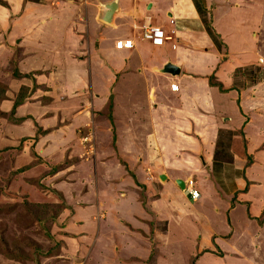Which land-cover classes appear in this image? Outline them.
Segmentation results:
<instances>
[{
    "label": "crops",
    "instance_id": "1",
    "mask_svg": "<svg viewBox=\"0 0 264 264\" xmlns=\"http://www.w3.org/2000/svg\"><path fill=\"white\" fill-rule=\"evenodd\" d=\"M3 1L8 6L0 5V40L4 49L5 43H13L10 60L16 63L17 72L24 74L21 78L13 77L12 85L29 87L34 80L35 84L47 88L49 97L41 102L33 101L34 96L20 102L16 100L18 95L15 97L17 105L12 114L15 122L1 125L2 152L17 154L13 160L17 169L33 160L28 146H32L36 155L42 156L41 161L53 159L54 166H59L86 156L92 144L94 150H102L99 143L103 147L108 145L110 152L119 159H114L116 164L110 162L118 167L124 162L136 178L144 179L149 200L138 203L131 197L128 203V195L124 200L115 197L107 207L109 212L118 219L130 216L132 220L137 212L139 217L153 212L158 222L167 221L166 225L159 223L152 234L149 231L150 239L134 236L133 241L130 236L124 237L120 228H111L106 234L100 231L99 225L94 227V223L79 227V231L70 229L67 224L62 233L56 235L60 250L77 262V258L82 259L83 264H107V259L111 260L110 264H157L164 257L160 244L167 242L168 224L178 220L180 210L198 208L205 201L203 197L207 198L206 189L197 188L199 199L191 202L182 194L177 180L184 182L186 175L183 173L197 175L203 169L207 183L215 191V188L222 190L230 201L226 203L227 212L242 205L247 210L248 223L237 235L230 219L227 233L220 235L210 231L213 245L197 251L193 257L195 264H206L204 260L219 261V256L212 253L213 249H220L219 239L226 240L228 248L237 252V256L243 252L229 244L235 236L242 240L240 246L249 242L248 250L259 251L260 237L264 236V223H260L264 218V197L253 192L261 189L256 187L261 184L260 178L253 173L256 167L264 166L261 160L264 157V84L242 89L240 93L234 90L235 70L246 60H257L258 54L254 53L259 48L254 43L258 34L252 26L259 11L255 4L257 0ZM111 4L115 8L109 22H105L103 18ZM196 5L201 8L200 13ZM205 12L210 13V25L220 35V39L217 38L220 49L205 29ZM147 23L164 30L168 39L162 46H153L141 38ZM118 40H131L133 46L116 49ZM167 63L176 66L179 74L162 72ZM29 75L32 78L26 79ZM212 75L224 84L226 91L221 92L210 85L208 78ZM171 85L177 87L175 91L171 90ZM110 102L113 104V127L107 119L104 123L99 121L101 116L107 117L104 114L108 112ZM13 106L5 100L2 108L9 110ZM116 109L120 115H115ZM88 124H92V132L87 130L84 137L91 141L84 143L75 129L80 127L79 130L84 131ZM39 128L41 133L34 140ZM220 132L232 135L228 149L232 158L222 162L226 167L221 168L214 158ZM241 133L246 141V154L252 156V162L244 169L241 153L245 147ZM106 134L110 137L108 142ZM17 147L20 149L16 150ZM234 150H240V153L236 154ZM82 161L67 164L49 175L46 165L40 164L38 167L46 172L40 184L63 192L67 183L64 179L69 181L67 172L70 169L80 166L84 170L92 167L97 171L108 165L106 162L97 164L96 157L90 163ZM213 163H216L215 169L239 174L233 181H222L217 187L207 179ZM108 167L109 170L114 168ZM76 184H80L79 181ZM180 196L185 205H179L176 200ZM123 204L127 205L125 209ZM76 207L72 205V209L76 210ZM84 208L86 214L84 210L76 212L83 220L91 211L87 206ZM47 249L42 264L52 256L47 254ZM58 259L63 258L55 261ZM261 261L255 258L253 263H248L264 264ZM62 264L67 262L63 260Z\"/></svg>",
    "mask_w": 264,
    "mask_h": 264
},
{
    "label": "rangeland",
    "instance_id": "2",
    "mask_svg": "<svg viewBox=\"0 0 264 264\" xmlns=\"http://www.w3.org/2000/svg\"><path fill=\"white\" fill-rule=\"evenodd\" d=\"M242 1L246 2L252 0ZM255 4L258 6L259 11L253 18L252 26H254L255 32L258 34V39L254 45L259 49H257L258 52L254 54H258L259 56L257 55L256 61H244V65L237 69L240 73L236 74L237 70H235L234 87L236 88L234 90H237L239 93L242 89H250L258 84H264V0H257ZM0 5L8 6L7 2L3 0H0ZM205 19L211 24L210 13L207 14ZM260 26L261 28H259ZM211 28L216 37H219L220 39V35L216 33L212 26ZM5 44L7 48L5 47L4 49L2 41L0 40V131L2 123L3 125H9L15 122V120H13L14 116L12 117L11 114L12 109L5 110L2 108L5 100H9L14 104L16 98V100L20 102V100L26 101L29 96H34L36 99L33 101L41 102L47 100L48 98L46 97H49L47 88L44 85L35 84L33 79L31 86L29 87H18L16 84L12 85V73H18L20 76L17 78L24 77V74L17 72L18 69L16 63L10 60L11 52H13V43ZM27 78L32 77L29 75L26 79ZM209 79L211 85L219 89L221 92L226 91L225 88H223L224 84L218 80V78L216 79L212 75ZM42 97L45 98L42 99ZM237 104H239V99ZM112 105L110 102L108 112L104 114L105 116L107 115V117L101 116L99 121L104 123L105 119H107L113 127L114 124L111 116L113 111ZM115 115H120L117 109L115 110ZM79 128L80 127H77L75 129L79 137L84 138L87 130L89 133L92 132V124L86 125V130L84 131L79 130ZM40 133L41 129L39 128L35 132L33 139L36 140V136ZM113 135L114 134H112V136ZM70 136L73 138V135ZM106 137V142H108L110 137L108 138V134H106ZM83 138H81V140ZM241 138H243L242 146L245 147V150L242 152L243 154L241 153V156H244V167H242L244 169L248 167L247 165H249L250 162H252V156L246 154V141L244 140L243 133H241ZM217 142L219 143V147L216 149L217 155L214 158L218 161V166L221 168L223 163L230 161L232 158V155L229 152L232 135L220 132ZM253 142H256V138ZM218 143L216 144L218 145ZM1 147L2 141H0V264H42L41 259L46 255L44 252L46 248H48L47 254L52 255L48 256L49 258L47 257L48 262L46 264H62L63 260H65L67 264H83V262H81L82 259L77 258L76 256L79 261L77 262L71 255L64 253L65 251L63 249H59L56 235L58 232L61 234L67 224L70 229L79 231V227L94 223V227L99 225L98 228H100V231H104L106 234L111 231V228H120L124 237L130 236L132 237L130 239L133 241L135 239L134 236H137L139 239L144 237L145 239H150V234L148 235L149 231L152 234L155 229L159 227V223L163 222L165 225L167 223V221L162 220L158 222L156 220V215L154 216L153 212H148L149 214L143 217H139L137 212L134 215V220L129 218L130 216L118 219L117 215L109 212L107 207L111 205L110 200L115 197L124 200V196L128 195V203H130L129 198L131 197L138 203H140V201L147 202L149 200L146 197L145 190L147 187L143 184L144 179L140 180L139 178H136V176L129 171L124 162L120 163V167L117 165L113 166L114 163L116 164L114 159L117 157H115L112 151L110 152L108 145L103 147V145H100L99 143L98 147L99 149L102 148V150H94L92 144V148L91 146L88 147L89 154H86V156L82 155L77 160L74 158L72 161L63 162L59 166H54L56 164L52 163L53 159H49L50 161H48L44 158V160L41 161L42 156L39 157L36 155L32 150V146H28L29 149L31 148L33 160L31 163L23 165L17 169L14 168L13 163L14 157L17 154L2 152L3 150ZM19 149L20 147L16 148V150ZM236 150H234V153H240V150ZM26 151L27 150H25V152ZM95 157L97 164L100 162H106L108 164L103 167L106 171H103V169L95 171L92 167L88 170H84L80 166L72 168L67 172L69 174V181H67L65 176L63 177L65 178V182H67L63 192H58V190L55 191L53 187H44L40 184V181L44 179L46 172H48L47 175H49L53 173V171L64 168L67 164L79 161L83 162L82 160L85 161L84 163H90L95 160ZM262 158L264 157H261V160L264 161ZM110 160L114 163L112 164ZM117 160L119 159L117 158ZM37 162L40 163L36 166L35 163ZM43 163L46 165V172L43 170L44 168L41 170V168L38 167ZM260 164L263 165V163ZM34 165L36 167H34ZM108 166H110V169L114 168L109 170ZM215 167L217 166L213 163V168L211 167L212 171L211 169L208 171L210 177H207V179L212 183H216L217 187H220L222 181L224 183H226V181H233L236 179L235 176L239 174L238 172L229 173V171H224L220 168L215 169ZM82 174L84 177H82ZM165 174L168 176V173ZM183 174L186 175L184 181L187 182L188 180H192L196 188L206 189L205 195L207 198L203 197L205 201L198 208L193 210H180L181 213L179 214L178 220L168 224L170 229L168 235L165 237L167 242H165V244H160V250L164 257H162L157 264H195L196 261L193 260V257L197 254V251L209 246L212 242L209 236L210 231L220 235L227 233L229 231L228 224H230L231 220L236 229L235 232L237 235L240 230H242V227L248 223L246 221L247 210L242 205L238 204L231 213L227 212L226 203H230V201H227L221 192L222 190L220 191L219 188H215V191L213 186H210L207 183L208 181L206 180L205 170L201 169V172H197V175L192 172ZM200 174H203V176ZM253 175L260 178L261 181V184L256 186L261 187V189L257 188V191L253 190V192L255 195H261L264 197V166L261 169L256 167ZM78 181L80 184H76ZM197 181L198 184L196 183ZM73 183L74 185H72ZM181 192L188 198L184 189H181ZM244 192H246V190ZM182 199L184 200L182 196H180L179 199H176L178 200L179 205H185ZM78 202L79 205H77ZM72 205L78 206L76 207V210H74L75 207L72 209ZM85 206L91 210V214L89 213L88 217L96 216L94 219H88V217H85L83 220L80 215L78 216L76 213L77 211L80 212L84 210L86 214ZM126 207L127 205L123 204V208L125 209ZM97 208L99 209L98 212L96 211ZM261 216L263 217V213ZM149 220L150 222H148ZM148 223L149 226L146 227L145 225ZM112 224H115V226ZM226 236L227 235H225V237ZM72 238H74V235ZM260 238L261 245H258L257 247L259 248V251H255V248L248 250L246 247L249 245V242H246L243 247L240 246L239 242L242 240L239 239V236H235L234 240L229 241L230 246H237L241 252H243L241 253L243 255L239 256L235 255L237 252H231L226 240L220 241L219 239L217 245L221 250L218 248L212 250L213 254L219 256V261H214V263L204 260V262L206 261V264H249L248 261L253 263L255 258L264 262V236ZM70 241L71 240H69V242ZM156 241L157 239L154 240V242ZM144 243L145 245L147 244L146 242ZM73 245L76 246L78 244L74 242ZM212 245L213 244L210 246ZM78 247H80V245H78ZM56 250L57 253H53L56 252ZM63 254L64 256L62 257L61 255ZM78 254L81 256L80 254L82 253L78 252ZM222 255H224L223 258H221ZM245 255H247L252 261ZM59 257L63 259L55 261ZM106 263L110 264L111 260L107 259Z\"/></svg>",
    "mask_w": 264,
    "mask_h": 264
},
{
    "label": "built area",
    "instance_id": "3",
    "mask_svg": "<svg viewBox=\"0 0 264 264\" xmlns=\"http://www.w3.org/2000/svg\"><path fill=\"white\" fill-rule=\"evenodd\" d=\"M141 38L147 40L151 43V45L160 47L164 44V42L168 39L167 35L165 34L164 30L155 25H151L147 23L143 26V31ZM133 43L131 40H118L115 42L116 49H130L132 48ZM175 85H171V90H176ZM83 142H90L86 137H84ZM184 192L190 198L192 202H195L199 197L198 191L194 186V182L192 180L185 181L184 183Z\"/></svg>",
    "mask_w": 264,
    "mask_h": 264
},
{
    "label": "water",
    "instance_id": "4",
    "mask_svg": "<svg viewBox=\"0 0 264 264\" xmlns=\"http://www.w3.org/2000/svg\"><path fill=\"white\" fill-rule=\"evenodd\" d=\"M114 8H115L114 4H111V5H109L107 7L106 15L103 18V20L105 22H109L110 15L112 14V11L114 10ZM162 72L168 73V74H171V75H177V74H179V69L176 66H174V65H172L170 63H167V64H165L163 66ZM177 185L179 186L180 189H183V187H184L183 181H181V180H177Z\"/></svg>",
    "mask_w": 264,
    "mask_h": 264
},
{
    "label": "trees",
    "instance_id": "5",
    "mask_svg": "<svg viewBox=\"0 0 264 264\" xmlns=\"http://www.w3.org/2000/svg\"><path fill=\"white\" fill-rule=\"evenodd\" d=\"M195 7H196V10L198 11V13H200V12H201V11H200L201 8H200L198 5H196ZM205 13H206V12H205ZM206 14H207V13H206ZM204 16H205V15H204ZM204 23H205V26H206V31H207L208 34L210 35V37H211V39L213 40V42H214V44L216 45V47H217L218 49H220L219 42H218V40H217V37H216L214 31L212 30V28H211V26H210V23H208V22L206 21V19H204ZM237 73H240V71L237 70V71H236V74H237ZM248 74H250V73H248ZM12 75H13V77H19V76H20V75H18V73H16V72L12 73ZM208 80H209V82H210V79H209V78H208ZM210 85H211V82H210ZM16 105H17V102H14V106H13V108H12L11 114L14 113V109H15ZM217 143H218V142H217ZM217 147H219V143H218V145L216 146V149H217ZM214 155H217V150L215 151ZM214 165H216V163H214ZM235 194H236V193H235ZM233 198H234V197H233ZM260 223H264V219H262V220L260 221Z\"/></svg>",
    "mask_w": 264,
    "mask_h": 264
},
{
    "label": "clouds",
    "instance_id": "6",
    "mask_svg": "<svg viewBox=\"0 0 264 264\" xmlns=\"http://www.w3.org/2000/svg\"><path fill=\"white\" fill-rule=\"evenodd\" d=\"M184 183H185V181L183 182V184H184ZM195 188H196V187H195ZM183 189H184V187H183ZM183 189H182V190H183ZM196 189H197V188H196ZM197 191H198V189H197ZM198 194H199V191H198ZM188 199H190V198L188 197ZM198 199H199V197H198ZM190 201H191V200H190ZM196 201H197V200H196ZM196 201H195V202H196ZM191 202H192V201H191Z\"/></svg>",
    "mask_w": 264,
    "mask_h": 264
}]
</instances>
